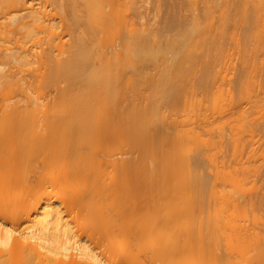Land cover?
Masks as SVG:
<instances>
[{
    "label": "bare ground",
    "instance_id": "6f19581e",
    "mask_svg": "<svg viewBox=\"0 0 264 264\" xmlns=\"http://www.w3.org/2000/svg\"><path fill=\"white\" fill-rule=\"evenodd\" d=\"M80 1L0 0V264H215L219 235L234 264H264V231L253 227V205L264 204L254 198L264 185V169L253 165V122L264 121L254 65L253 82L240 83L248 107L200 127L191 87L203 83L189 61L205 41L161 46L134 33L137 59L117 73L142 75L139 66L152 64L143 53L171 58L154 67L146 94L133 93L124 74L128 96L123 73L93 69L94 51L78 30V6L89 17L102 0ZM46 85L57 90L50 102L33 95L32 86ZM116 94L129 98L105 102ZM115 120L125 125L130 156L103 152L121 135L107 129Z\"/></svg>",
    "mask_w": 264,
    "mask_h": 264
},
{
    "label": "rangeland",
    "instance_id": "374dc122",
    "mask_svg": "<svg viewBox=\"0 0 264 264\" xmlns=\"http://www.w3.org/2000/svg\"><path fill=\"white\" fill-rule=\"evenodd\" d=\"M80 2L79 0L78 3L82 5ZM79 6L80 14L78 15L81 18V23L78 30L83 32L86 38L88 37L87 42L90 43L92 52L94 51L93 55L96 59L94 60L93 56L91 57L92 59L90 58L92 66H94L93 69L106 70L110 68L111 74L114 73L117 76L120 74L118 76L119 79L124 74H129L131 70L128 65L127 67L130 70H126V73H123V71L117 73L119 69L122 70L126 66L127 61L137 59L133 53L132 41H130L133 39L130 37L134 33H138V37L141 35L140 38L145 43H155L161 46L173 38H180L182 43L188 40L187 48L191 47L196 38H201L205 41L206 49L202 50V48H199L198 52L193 56V61H189L190 74L194 78L195 76L200 78L203 83V85L197 86L198 80H196V77L194 79L196 81H193L196 86L192 84L193 86L191 87V94L193 95H191V104L195 114H197L195 125L200 123L201 127L206 124L208 129L216 127L226 119H234L237 114L248 107L249 104L244 95V88L240 87V83L246 80L253 82V65L254 72H257V78L261 85L259 96L263 97L261 102H264V32L261 31L260 25L262 23L264 30V14L261 22L258 23L253 0H102L98 3L96 2L98 9L96 8L97 10L95 11L97 13L94 11L93 13L95 14L92 15H96V17L94 18L90 15L92 23L96 19L94 26L89 24L90 16L88 17V13ZM136 6L138 7L136 8ZM257 7L264 10V0H260ZM49 8L47 6L46 10H49ZM135 10H137L136 13ZM138 10L141 12L140 15H136ZM98 13H102L104 19L102 16L99 17ZM69 14L70 10L67 11V15ZM98 17L104 21L102 20L96 24L97 20H99ZM255 22L257 29L255 28ZM135 36L136 34L134 39L137 38ZM126 40H129L130 44ZM123 42L125 46H123ZM121 46L123 51L120 49ZM130 47L131 49H129ZM119 49L122 53L125 49H128V52L125 50L127 54L120 55ZM142 57L148 62H152V64L143 65V67L139 66V70L136 71V69L135 71L137 73L140 72L142 75H138V77H131L130 74L132 76L135 75L134 71H131L130 76L127 74L132 79L131 84L128 83L127 79L129 78L124 75V80L126 79V84H128L125 86V82L122 81L123 85L125 84L124 86L128 88L124 90L127 91V93L124 92L126 94H128L131 85H133V93H136L135 91L138 92L137 94L148 93L147 91H150V89L147 84L152 80V73L157 72L158 68H155L164 58H171V53L164 51L157 54L143 53ZM128 62L127 64H129ZM122 73L123 75L121 76ZM129 84L130 87H128ZM32 87L33 95L39 96L42 102L52 101V98L57 93L55 87L50 85L42 87L39 91L34 86ZM119 87H121V84H119ZM119 87H117L118 90ZM252 87L253 83L250 88ZM121 93L123 94V91ZM130 94L129 90L128 96ZM121 96L117 95V97H120L118 99L112 95L109 99L106 98L105 102L111 100L109 104L120 103L123 100L122 98H129L124 95ZM114 98L115 100H113ZM181 110L182 108L179 107V111ZM192 113L193 110H191ZM253 124H259L258 129L253 131V165L264 169V121L253 122ZM124 127L122 120H115L107 126L109 132L120 133L121 135L109 145L107 143L104 144L103 152H110L114 157H119L127 150L129 138L124 133ZM248 140L249 137L245 135L242 140L245 144L247 143L245 152L250 148ZM228 152H231V150L229 149ZM124 155L130 156L129 153H124ZM59 163H57V166ZM68 163L70 164L69 159ZM262 172L264 178V170ZM263 188L264 185L260 188V192L254 196L257 201L264 197ZM212 205L210 206L212 207ZM211 207L209 210H211ZM212 209H214L215 213L217 208L213 207ZM211 211L213 212V210ZM211 213L207 215L210 220L214 218V213ZM222 214L223 217L225 216L224 219ZM225 214L224 212L221 215L219 214L221 221H223L222 224H224L226 219ZM254 215L256 219L255 221L253 220V227L256 226L264 231V204L256 203L253 205V217ZM211 217L213 218L211 219ZM176 243L169 245L173 246ZM217 253L222 257L219 256L221 260L216 257L215 264H224L228 259L231 264H234L235 255L227 251L223 237L221 238L220 235L218 236ZM182 254H179V256ZM223 256L227 258L225 259ZM175 258L174 261L180 260L178 254ZM212 263L214 262L212 261Z\"/></svg>",
    "mask_w": 264,
    "mask_h": 264
}]
</instances>
